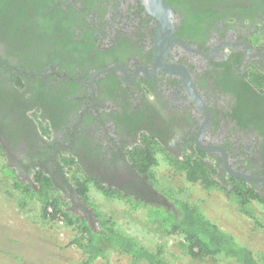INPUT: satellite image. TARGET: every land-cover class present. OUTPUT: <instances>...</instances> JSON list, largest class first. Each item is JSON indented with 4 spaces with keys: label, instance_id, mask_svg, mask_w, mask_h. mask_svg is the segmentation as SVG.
I'll return each instance as SVG.
<instances>
[{
    "label": "flooded vegetation",
    "instance_id": "obj_1",
    "mask_svg": "<svg viewBox=\"0 0 264 264\" xmlns=\"http://www.w3.org/2000/svg\"><path fill=\"white\" fill-rule=\"evenodd\" d=\"M159 2L172 29L164 45ZM23 9L19 32L42 53L23 62L41 73L13 71L26 87L20 105L9 98L12 109L0 108V118L26 116L39 142H15L0 124V145L17 172L33 171L40 160L59 188L56 164L73 158L109 197L118 190L174 211L168 196L176 197L159 192L171 190L152 183H160L154 168L166 163L181 175L171 164L200 163L213 185L181 175L187 186L240 203L248 197L264 209V0H27ZM4 49L0 43L1 97L16 88L17 58ZM32 115L56 138L52 147ZM150 152L157 164L141 173L136 161ZM67 199L87 207L76 190Z\"/></svg>",
    "mask_w": 264,
    "mask_h": 264
},
{
    "label": "rangeland",
    "instance_id": "obj_2",
    "mask_svg": "<svg viewBox=\"0 0 264 264\" xmlns=\"http://www.w3.org/2000/svg\"><path fill=\"white\" fill-rule=\"evenodd\" d=\"M29 120L36 124L35 117H29ZM41 137H45L48 143L56 141L51 134L43 133ZM6 162L7 157H0V166ZM136 163L138 164L137 161ZM10 164L14 166L12 162ZM72 169L74 170L75 166H72ZM153 173L155 179L160 180L159 185L156 180L152 181L155 187L162 186L171 190L159 191L160 193L167 195L170 193L174 197H182L195 204L209 221L232 235L238 244L247 247L256 258H264L262 207L249 201L248 197L242 204L234 195L226 196L222 191H204L199 185L187 186L181 175L171 173L166 163H158ZM17 174L22 183L35 185L33 171ZM60 175L64 180L60 181L61 187L55 191H59L62 203L65 202V210L74 218H84L95 230L101 228L99 227L101 220L111 219L119 232L135 238L141 246L151 252L160 248L165 258L173 264H237L231 260H219L216 263L207 258L191 259L179 247L181 242H185L182 235L166 236L154 225L149 224L147 209L138 203L135 204L136 197H132L133 201L105 197L99 190L102 184L99 181L88 184V201L92 205L87 204L88 208L83 206L81 209L73 207L67 199V191L76 190L71 177L72 172L68 166L65 168L61 166ZM78 175L82 177L81 173ZM87 175L91 177L92 174L87 171ZM19 197V190L14 189L12 182L0 174V264H83L85 258L75 242H81L83 238L76 226L66 225L58 217L42 218L41 205L35 198L28 200L24 207H20ZM110 258L108 264H131L130 258L124 254L113 253ZM90 264L105 262L97 259Z\"/></svg>",
    "mask_w": 264,
    "mask_h": 264
},
{
    "label": "trees",
    "instance_id": "obj_3",
    "mask_svg": "<svg viewBox=\"0 0 264 264\" xmlns=\"http://www.w3.org/2000/svg\"><path fill=\"white\" fill-rule=\"evenodd\" d=\"M1 1H5L1 7L5 10L2 14L0 13V43L3 44L6 54L8 50L14 51V55L17 58V62L13 66V70H11V76L16 78L14 81V86L16 88H14L10 95L4 97L0 96V108L8 110L11 108L8 104L11 103L9 98H13L14 104L18 107L20 105L18 94H20V91L24 90L26 87L22 79L17 78L18 76L13 74V71H17L20 75L26 72H29L30 74H40V69L34 68L33 65L25 66L26 63L23 62V58L33 60L35 56H41L42 53L38 50L34 51L36 43L33 44L29 41L30 36L21 34V31L19 32V28L25 20L23 8L26 7L27 0ZM18 9L22 10L19 14L20 16L17 15L19 12ZM32 37L34 38V36ZM52 60L55 62L54 56ZM0 94L2 95L3 92H0ZM32 117H35L36 123H38L40 129H42V134L50 133L49 129H43L42 123L38 119L40 116L36 117V115H32ZM26 119V116H21L20 114L8 116V112H2L0 124L9 132V135L14 139H12L13 141L16 142L23 139L33 142L34 146L39 141L37 139H31L32 135H30V133L33 131L30 132L24 126L25 123L23 121ZM41 142L45 144L43 141ZM50 144L52 143L48 144L49 147H52ZM146 152L147 151L144 153L146 154ZM0 157H5L1 145ZM148 158L149 160H145V162L142 161L137 165L141 173L143 172L147 174L149 168L157 164L154 158H152V152L148 154ZM30 162L33 161L29 160L26 164L28 165ZM33 164L36 168L33 169V181L35 185L22 183L18 179L15 165L12 166L10 162H6L0 166V174L3 178H8L12 182L14 189L19 190L20 197L18 204L20 207H24L28 200L35 198L41 205L42 218H45V216L50 218L58 217L61 218L66 225L76 226V229L81 232L83 238L81 242L75 241L81 250V254L85 258L83 264H90L97 259H101L105 264H108L111 259L110 256L113 253L126 255L130 258L131 264H173L165 258L160 248L155 252H151L141 246L135 238L119 232L115 228V224L111 219L101 220V223H99V227L101 228L97 231L84 218H74L68 210H65V202L62 203L59 191H55L57 188L53 184L52 178L47 176L43 169H41L43 163L40 160H37L36 163L34 162ZM57 165L63 166V168L66 166L69 167L70 172H72L71 177L74 181L77 194L86 205H92L88 201L87 188L90 180L92 181L94 178H88L86 167L82 163H76L73 158L68 160L64 158L62 159V162H59L56 166ZM72 166H75L74 170L72 169ZM171 166L184 176L186 182L196 183L198 180H202L205 187L210 188V186L213 185V182L210 179V174L205 172V169L200 163L191 164L175 162L171 164ZM79 173L82 174V177L78 175ZM100 188L101 190L103 189L102 187ZM101 190L100 192L104 196L111 198L109 197L110 195L104 193L106 190ZM112 192L111 196L124 200L125 197H120L118 190H112ZM250 194H253V192H250ZM257 196L258 195L256 194L255 198H257ZM126 197L128 199L132 196L128 194ZM168 200L173 206L174 211L162 206L156 207L154 205H144L139 199L135 201V204L138 203L141 206L143 205L147 209L146 216L149 224L154 225L162 234L166 236L176 234L182 235L186 243L181 242L179 247L182 251H185L186 255L191 259L204 260L207 258L216 263L219 260H231L237 264H264V258H256L247 247L238 244L232 235L224 232L214 223L209 221L195 204L188 202L182 197L172 198L171 196H168ZM243 203L244 202H242V204ZM95 214L100 218L97 213ZM102 218L103 217H101V219Z\"/></svg>",
    "mask_w": 264,
    "mask_h": 264
},
{
    "label": "water",
    "instance_id": "obj_4",
    "mask_svg": "<svg viewBox=\"0 0 264 264\" xmlns=\"http://www.w3.org/2000/svg\"><path fill=\"white\" fill-rule=\"evenodd\" d=\"M158 1H160V0H158ZM157 12H159V14H160V15L158 14L159 20L162 23V26L158 32V40L160 41V43L163 44V41L165 40V38L170 39V35L172 33V29H171V25L168 21V17L165 16L166 14H168L169 10L167 9L166 6L162 5L159 2V9H157ZM164 44H168V43H164ZM159 52H160V54H163L165 51L163 49H161V50L159 49ZM186 86H187V89L189 91L193 92L192 89L190 88L191 86L188 82H186Z\"/></svg>",
    "mask_w": 264,
    "mask_h": 264
}]
</instances>
